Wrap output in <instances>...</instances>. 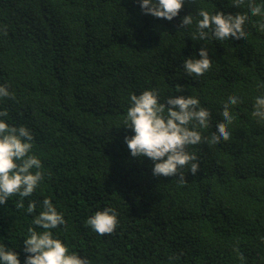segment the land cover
Listing matches in <instances>:
<instances>
[{
	"label": "trees",
	"instance_id": "16d2710c",
	"mask_svg": "<svg viewBox=\"0 0 264 264\" xmlns=\"http://www.w3.org/2000/svg\"><path fill=\"white\" fill-rule=\"evenodd\" d=\"M141 3L0 0V86L14 93L0 98L8 112L0 120L34 134L30 154L44 173L24 208L18 194L0 205V245L18 251L23 264V240L34 227L28 204L37 203L38 215L49 198L66 221L51 229L54 237L90 264H264V120L253 116L264 95V32L254 25L264 17L251 15L248 0L240 7L185 0L171 21L144 14ZM199 10L247 13V38L200 40ZM190 14L193 23L182 28ZM202 48L211 69L187 75L184 61L201 58ZM152 89L161 103L198 98L211 113L208 127L197 128L206 141L228 97L241 101L231 106L229 141L188 146L199 171L180 169L183 183L154 176V162L133 157L125 142L135 135L125 124L131 95ZM106 207L119 223L100 235L86 221Z\"/></svg>",
	"mask_w": 264,
	"mask_h": 264
},
{
	"label": "clouds",
	"instance_id": "9594fccd",
	"mask_svg": "<svg viewBox=\"0 0 264 264\" xmlns=\"http://www.w3.org/2000/svg\"><path fill=\"white\" fill-rule=\"evenodd\" d=\"M193 2V0H189ZM245 0H234V7H240ZM185 0H142L141 8L144 14L171 21L179 16ZM248 8L252 16L264 17V4H256L248 0ZM202 17L197 24L200 40H205L211 33L216 40H242L247 38L244 25L249 20L247 13L225 14L223 11L210 14L207 10H199ZM193 23L192 15L183 17L181 27ZM257 30L264 32V21L259 22ZM208 30L207 32L205 30ZM195 40V38H192ZM201 58L189 57L184 61V69L189 76H202L211 69L212 59L207 48L199 52ZM181 85L177 92H183ZM14 98V93L5 86H0V98ZM160 94L156 89L145 90L140 95L132 94L131 107L127 111L125 124L135 135L125 137L128 149L133 157H147L154 162L153 175L156 177H179L184 182L180 169L190 166L192 175L199 171V162L195 154L187 149L190 145H198L202 141L210 143L227 142L231 139L228 126L234 121L231 106L241 101L236 96H229L223 105V122L219 123L217 131L210 141L204 140L197 128H207L211 113L202 107L198 98L190 96H170L164 103L159 102ZM167 113L165 115V110ZM253 116L264 120V95L258 96L254 103ZM7 110L0 111V117H6ZM191 126V127H190ZM34 134L26 127H10L0 120V205H5L9 197L19 195L21 200L18 208H24L23 198L30 197L44 178L42 162L34 154ZM36 169L35 172L32 170ZM42 211L37 215V203L28 204L27 212L33 214L29 235L23 240V252L26 258L23 264H90L89 260L69 248L54 237L51 229L60 225L66 226L63 213L59 212L51 199L42 201ZM88 226L100 235L112 234L118 226V213L114 208L106 207L97 211L86 221ZM43 231H37V229ZM18 251L0 245V264H21ZM243 260V255H240Z\"/></svg>",
	"mask_w": 264,
	"mask_h": 264
}]
</instances>
